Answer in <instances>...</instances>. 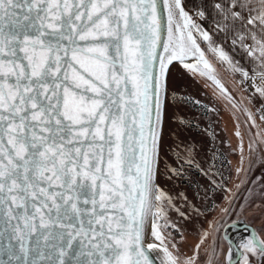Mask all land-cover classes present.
<instances>
[{"label": "snow or ice", "instance_id": "obj_1", "mask_svg": "<svg viewBox=\"0 0 264 264\" xmlns=\"http://www.w3.org/2000/svg\"><path fill=\"white\" fill-rule=\"evenodd\" d=\"M237 50L251 58V73L231 55ZM217 65L241 75L239 96ZM177 67L210 81L233 113L234 188L214 179V164H195L190 148L174 152L179 167L165 163L161 173ZM185 165L207 179L204 198L222 192L226 207L202 211L185 193L161 188V175L184 179ZM247 185L240 212L264 213L253 199L264 200L255 193L264 189V0H0V264H201L204 245L203 264H220L223 218ZM169 210L185 221L212 211L219 219L197 228L189 256ZM245 231L235 248L223 236L227 264H264V236Z\"/></svg>", "mask_w": 264, "mask_h": 264}, {"label": "rangeland", "instance_id": "obj_2", "mask_svg": "<svg viewBox=\"0 0 264 264\" xmlns=\"http://www.w3.org/2000/svg\"><path fill=\"white\" fill-rule=\"evenodd\" d=\"M218 76L225 83L229 90L236 89L233 95H240L241 84L237 83L238 78L234 75L230 76L225 66L217 65ZM214 86L209 81V86H205L200 78H192L181 68H173L168 79V99L167 108L163 125V145L160 151V170L161 173L165 171V163L172 167H179L175 160L174 152L179 151L181 155L187 154V149L192 150V158L195 164L201 168L209 170L211 165H215L210 170L217 173L214 179L217 182L224 183L229 188H234V184L239 183L236 180V168L239 166V154L234 150L237 149L238 138L234 135L236 131V121L233 119V113L229 111L224 102L217 99L213 95ZM247 96L248 93H243ZM173 96L186 98L187 100H199L203 105L215 108L216 111L208 112L210 120L203 118V115L197 113L195 109L189 108L185 103H177ZM170 97V99H169ZM258 104V101L256 102ZM237 116L240 114L237 113ZM183 119L186 123L180 124L178 121ZM245 128L241 126V132L245 133ZM257 131V129H253ZM214 135L215 139H212ZM230 145V147H229ZM248 136L244 135V148L247 154ZM220 153L224 155V160L220 158ZM221 159V160H220ZM225 161V163L223 162ZM185 178L167 180L163 175L159 179L161 188L170 195L175 196L177 192H183L187 195L188 201L194 204L202 211L210 206L213 202L220 207H226L223 199L224 193L217 192L214 196L209 193V198H204V188L208 186L207 179L200 174L196 167L189 168L184 166ZM259 174L258 172L256 173ZM251 187L247 185L236 194V200L233 207L235 211H231L223 218L220 232L217 237L218 251L222 248L224 250V243L221 238L223 227L234 220L240 214L239 205L243 204L244 198L248 195L246 188ZM199 193V199L196 194ZM255 193H264V189L256 188ZM256 204L264 203L260 195L253 196ZM185 210L187 206L182 201H177ZM243 214L247 217L249 222L254 226L260 228V233L264 236V213L251 210L244 211ZM166 216L172 222L178 224L184 231L186 236L185 242L180 244V249L186 255H192V250L198 242L199 236L197 228L203 226L207 228V220L214 217L219 219V212H208L205 216L197 217L194 214L188 221L181 219L175 211H167ZM163 220L160 221L163 224ZM174 235L179 238L174 232ZM207 245L202 246L200 250L201 264L206 260V253L204 249ZM222 254V253H221ZM221 256V255H220Z\"/></svg>", "mask_w": 264, "mask_h": 264}, {"label": "water", "instance_id": "obj_3", "mask_svg": "<svg viewBox=\"0 0 264 264\" xmlns=\"http://www.w3.org/2000/svg\"><path fill=\"white\" fill-rule=\"evenodd\" d=\"M233 223L236 224L235 228L230 227V225ZM245 227H247L250 230H255L258 233H260V231H261L259 227L251 224L249 222V220L247 219V217L241 212H240L239 216H237L234 220L227 223L223 227L222 232H221V238H222V241L224 243V250L220 256V264H227L225 257L228 254L229 244H228L227 240H223V236L225 235V233L227 234L228 237L231 238V240L233 241V248H235V243L238 242L239 238L247 235V232L245 231ZM152 254H153V256L160 255L157 252V250H155V249L152 250ZM237 259H239V257H237ZM157 264H159V261H157ZM241 264H242V261H241Z\"/></svg>", "mask_w": 264, "mask_h": 264}, {"label": "crops", "instance_id": "obj_4", "mask_svg": "<svg viewBox=\"0 0 264 264\" xmlns=\"http://www.w3.org/2000/svg\"><path fill=\"white\" fill-rule=\"evenodd\" d=\"M209 3H211V0H209ZM212 9L209 8V12H211ZM217 39H221V37H217ZM228 44H230V42H228ZM228 44H225V47H228ZM231 55L235 58V60H237L239 62V64L244 67L246 70H248L250 73L252 71V68L254 67V65L252 63H250V57H247L244 53H242L240 50H237L235 52H232ZM230 76L234 75V77L238 78L239 80L242 79L241 75L239 73H235L233 74L232 72H229ZM233 77V76H232Z\"/></svg>", "mask_w": 264, "mask_h": 264}, {"label": "trees", "instance_id": "obj_5", "mask_svg": "<svg viewBox=\"0 0 264 264\" xmlns=\"http://www.w3.org/2000/svg\"><path fill=\"white\" fill-rule=\"evenodd\" d=\"M169 99H170V97H169ZM185 99H186V98H185ZM186 100H187V99H186ZM192 101H194V100H192ZM186 105H187L189 108L195 109V111H196L197 113L203 115V118H207V117L209 116L208 112H205V110L201 107V105H197V104H195V103H186ZM207 119L210 120L209 117H208ZM220 158H221L222 160H224V155H222L221 153H220ZM221 159H220V160H221ZM223 162L225 163V161H223ZM225 164H226V163H225Z\"/></svg>", "mask_w": 264, "mask_h": 264}]
</instances>
